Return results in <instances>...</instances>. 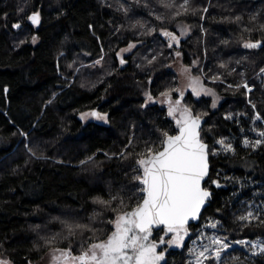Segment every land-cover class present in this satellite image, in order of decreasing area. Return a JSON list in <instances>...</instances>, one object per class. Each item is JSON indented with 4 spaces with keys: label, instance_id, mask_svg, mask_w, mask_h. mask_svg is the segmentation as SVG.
Masks as SVG:
<instances>
[{
    "label": "trees",
    "instance_id": "obj_1",
    "mask_svg": "<svg viewBox=\"0 0 264 264\" xmlns=\"http://www.w3.org/2000/svg\"><path fill=\"white\" fill-rule=\"evenodd\" d=\"M191 7H207L208 12L173 18V10L162 7L160 0H0V260L39 264L51 247L67 248L70 241L63 239L67 233L60 221L86 223L99 210L94 197L107 198L109 186L117 189L130 183L133 161L126 158L128 153L155 139L156 126L175 127L167 109L155 100L161 91L178 84L171 66L175 53L159 32L142 33L164 27L179 34L177 25L190 26L179 46L183 54L179 60L187 66L199 60L205 72L212 69L204 83L220 97L215 109L211 97L204 95L197 98L188 93L183 103L194 113H207L203 127L214 125L216 137H229L236 148L235 154L209 157L210 175L215 179L219 172L223 187L211 186V203L202 211L201 221L190 224L191 229L194 233L207 217H222L228 231L221 235L264 238V225L253 222L241 230L233 218L249 205L264 206V146L255 151L243 147L245 135L256 138L250 131L253 109L244 89L228 88L241 83L239 73H244L250 84L257 85L250 98L264 115V90L254 79L264 66V47H243L249 39H264V31L259 30L264 0H191ZM33 11L41 13L39 26L26 19ZM257 13L259 18L252 21L250 17ZM236 16L243 19L235 22ZM15 23H21V28L12 27ZM137 41L143 44L138 43L121 65L116 53ZM157 51L164 55L149 65L144 57L150 59ZM101 56V65L81 68V63L90 66ZM221 62H230L236 72L228 75L218 67ZM193 73L198 74L195 68ZM217 73H223L222 83L212 82L211 75ZM146 91L155 102L143 108ZM88 110L108 113V123H82L78 115ZM228 112L248 115L239 116L236 123L224 119ZM255 127L260 130L264 125L257 122ZM19 131L28 133L27 138ZM129 139L133 144L126 149ZM206 139L211 146L212 138ZM25 145L40 158H30ZM57 233L61 235L54 244L45 243ZM78 239L71 241L76 253ZM185 243L183 249H168V264H187L192 243L190 239ZM230 256H239L243 264H264V257H252L239 245L233 246Z\"/></svg>",
    "mask_w": 264,
    "mask_h": 264
},
{
    "label": "snow or ice",
    "instance_id": "obj_2",
    "mask_svg": "<svg viewBox=\"0 0 264 264\" xmlns=\"http://www.w3.org/2000/svg\"><path fill=\"white\" fill-rule=\"evenodd\" d=\"M160 3L162 7L173 10V18L188 14L196 15L200 11L208 12L207 7L202 10L191 7V0H183L179 4L176 0H160ZM23 11V8H18V12ZM127 11L125 9L126 13ZM259 16V13L253 14L250 19L255 21ZM201 18L203 19V16ZM26 19L35 26L42 23L39 11H33L27 15ZM156 19L163 20V17L157 16ZM242 19V16H236L235 22H240ZM12 27L20 29L21 23H15ZM176 27L179 28V34L162 27L160 29L150 28L142 35L159 32V35L166 39L165 46L174 51L176 58L181 59L183 54L179 46L181 40L188 35L190 26L177 25ZM245 30L252 31L247 28ZM259 30L264 31V23L260 24ZM36 40L37 37L33 36L32 43H36ZM138 43L143 44V41L129 43L127 47L116 53L120 57L121 65L127 63L123 53L136 49ZM243 47L260 49L264 47V39H249L243 43ZM163 55V51H157L151 55L150 59L148 57L144 59L151 65ZM102 60L103 56L90 66L81 63V68L96 67L101 65ZM229 63L221 62L218 67L231 75L236 72V69L230 68ZM235 63L239 65L241 61L236 60ZM68 67L71 68L72 65ZM193 68L198 74L193 75ZM75 71L79 72L80 69L77 68ZM209 72H212V69L205 72L204 68L200 67L199 60H193L191 66H180V76L186 83L174 87L169 86L159 93L163 98L162 103L167 104V116L174 120L175 127L165 129L156 126L152 131L155 139L149 138L143 141L140 151L128 153L126 158L133 161L130 167L132 174L130 183L117 189L109 186L106 193L107 198L105 195L94 197L93 203L98 206L99 210L94 211L86 223L60 221L63 231L67 233L63 239L70 243L67 248H50V264H168L166 259V256L170 254L168 249L187 247L186 239H190L192 243V246L187 248L190 257L187 264H243L239 256H230V250L234 245L246 248L252 257H264V238L229 239L228 235L220 234L228 231L222 217L219 219L207 217L194 233L191 229L190 222H200L202 211L207 204L211 203L213 197L211 186L223 187L220 183L219 172L216 173L217 178L215 179L210 175L209 157L217 156L221 152L233 154L236 152L229 137H216L213 130L214 125L208 128L203 127L208 123L204 120L207 113H194L190 106L183 103L185 92L191 89L192 95L197 98L202 95L211 97V107L213 109L217 107L220 97L213 88L207 87L204 83L205 79L209 78ZM221 75L223 73L213 74L210 78L213 83H216L221 81ZM239 75L242 77L241 83L228 84V88L234 91L242 88L244 89L243 94L249 97L247 103L253 109V115L249 116L253 124L250 131L256 133V138L252 140L245 135L242 144L244 148L255 151L264 146V127L260 130L255 127L257 122L264 125V115L256 110L257 105L250 98L257 85L250 84L244 73H239ZM254 79L259 80L260 87L264 90V66L259 67ZM148 82L151 84V79ZM173 93L178 94L179 98L174 99ZM144 96L145 102L141 107L147 108L149 103L155 102L150 91H146ZM241 115L248 114L228 112L224 115V119L239 123L238 117ZM88 117L105 123L109 118L108 113L96 110L80 114L82 120ZM241 131L243 132L244 129L242 128ZM19 134L25 138L28 136V133L23 131H19ZM209 136L213 140L211 146L206 139ZM132 144V139H129L126 149ZM25 147L30 158H40L33 147L28 145ZM81 163L85 162L81 161ZM216 212L220 213L221 209L218 208ZM233 218L241 230L252 226L253 222L264 225V206L249 205L245 211L234 215ZM209 229L212 230L210 235L208 234ZM58 235L61 234L57 233L45 239V243L51 246L56 242ZM193 235L195 239H192ZM77 237L79 238L77 240L78 253L74 251L71 243ZM0 264H12V261L0 260Z\"/></svg>",
    "mask_w": 264,
    "mask_h": 264
},
{
    "label": "rangeland",
    "instance_id": "obj_3",
    "mask_svg": "<svg viewBox=\"0 0 264 264\" xmlns=\"http://www.w3.org/2000/svg\"><path fill=\"white\" fill-rule=\"evenodd\" d=\"M164 38V37H163ZM165 39V38H164ZM166 40V39H165ZM37 41V40H36ZM132 43V42H131ZM125 47H127V45L126 46H124L123 48H125ZM122 49V48H121ZM134 50V49H133ZM132 50V51H133ZM120 51V50H119ZM118 51V52H119ZM130 53V52H129ZM129 53H123V56H124V58H125V56L127 55V54H129ZM118 57V60H120V57L119 56H117ZM181 65H183L182 63H181V61L178 59V58H176V60L171 64V66H172V69L176 72V75H177V78H178V84H177V86H179V85H183L184 83H186V81L180 76V66ZM193 75H196L195 73H193ZM207 86V85H206ZM208 87V86H207ZM188 93H191V89H187V91L185 92V96H186V94H188ZM209 97V96H208ZM173 98L174 99H176V98H179L178 97V94H176V93H174L173 94ZM212 99V98H211ZM155 100H157L156 102L160 105V106H163V107H165L166 109H167V104L166 103H162V100H163V98L162 97H157V98H155ZM91 110H88V111H85V112H82V113H86V112H90ZM81 114V113H80ZM80 114L78 115V118L82 121V123H87V122H89V121H95V122H98V123H102V124H107V123H105V122H103V121H97V120H95L94 118H92V117H88L86 120H82L81 118H80ZM49 253H50V250L49 251H47L44 255H43V257L41 258V260H40V262H39V264H50V255H49Z\"/></svg>",
    "mask_w": 264,
    "mask_h": 264
},
{
    "label": "water",
    "instance_id": "obj_4",
    "mask_svg": "<svg viewBox=\"0 0 264 264\" xmlns=\"http://www.w3.org/2000/svg\"><path fill=\"white\" fill-rule=\"evenodd\" d=\"M191 223H194V222H190V224H191Z\"/></svg>",
    "mask_w": 264,
    "mask_h": 264
}]
</instances>
